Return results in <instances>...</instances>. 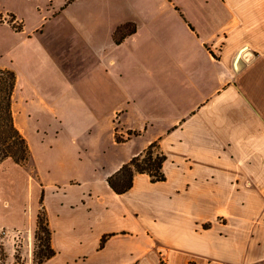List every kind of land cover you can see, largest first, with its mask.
<instances>
[{
    "label": "crops",
    "instance_id": "1",
    "mask_svg": "<svg viewBox=\"0 0 264 264\" xmlns=\"http://www.w3.org/2000/svg\"><path fill=\"white\" fill-rule=\"evenodd\" d=\"M12 1L0 7L23 27L10 37L46 78L77 77L64 59L105 73L103 102L108 68L132 70L146 112L90 108L91 127L115 117L139 142L111 165L62 160L32 188L55 251L43 264H264V0ZM153 143L166 180L136 174L115 193L108 179Z\"/></svg>",
    "mask_w": 264,
    "mask_h": 264
},
{
    "label": "rangeland",
    "instance_id": "2",
    "mask_svg": "<svg viewBox=\"0 0 264 264\" xmlns=\"http://www.w3.org/2000/svg\"><path fill=\"white\" fill-rule=\"evenodd\" d=\"M1 2L3 5H15L12 0ZM3 5L0 7L4 18V22L0 23V67L14 71L19 78L14 97V117L30 146L31 157L25 166L12 161L0 166V246L12 257L19 255L24 264H34L35 260L39 262L42 259V252L46 251V234L38 229L40 219L45 218L43 208H39L42 196L34 200L32 188H38L40 181L54 175L52 169L62 160L66 159L69 166L72 165L68 160L78 162L81 157L93 166L108 162L111 165L113 160L131 151L140 140L139 133L133 132L115 117H108L107 121L106 116L98 114L94 117L95 125L91 127L88 110L95 106L99 111L100 108L109 110L125 106L129 112L121 118L130 121L145 119L146 112L133 103L132 70L117 79L118 75L112 74L116 72V67L108 68L109 94L103 102L100 100L103 88L101 76L104 77L105 73L100 74V79L85 76V69L79 67L80 63L75 66V63L65 62L64 59V62L59 60L61 70L66 73L73 71L77 77L69 80L61 73L55 80L46 78V68L39 60V54H31L27 48H16L15 38L10 35L13 30L16 32L19 27L22 28V23L20 20L14 22ZM66 81H72L76 88ZM116 137L123 141L116 142ZM21 215H31L28 229L23 226L24 217L21 218Z\"/></svg>",
    "mask_w": 264,
    "mask_h": 264
},
{
    "label": "trees",
    "instance_id": "3",
    "mask_svg": "<svg viewBox=\"0 0 264 264\" xmlns=\"http://www.w3.org/2000/svg\"><path fill=\"white\" fill-rule=\"evenodd\" d=\"M10 16L15 22V16L13 14H10ZM2 22H4V18L3 14L0 13V23ZM21 30L22 28L19 27L17 31ZM17 82V75L14 71L0 67V166L7 161H12L19 166H25L31 157L30 146L23 133L18 129L14 117L13 106ZM116 141L120 143L123 140L116 137ZM158 150V144L153 143L144 152L134 157L113 174L108 179L113 191L117 194L127 193L132 188L136 174H147L154 183L165 181L166 177L163 167L167 158ZM38 227L46 234V251L42 252V259L39 262L35 260L34 264H43L55 254L51 247V231L48 227L46 215L44 220L40 219ZM0 264L24 263L19 255L15 254L12 257L3 246H0Z\"/></svg>",
    "mask_w": 264,
    "mask_h": 264
}]
</instances>
